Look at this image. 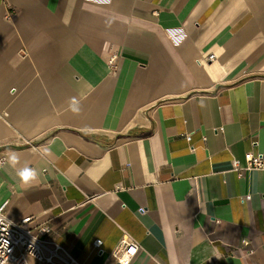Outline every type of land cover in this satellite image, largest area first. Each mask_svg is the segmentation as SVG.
Listing matches in <instances>:
<instances>
[{
	"label": "crops",
	"instance_id": "1",
	"mask_svg": "<svg viewBox=\"0 0 264 264\" xmlns=\"http://www.w3.org/2000/svg\"><path fill=\"white\" fill-rule=\"evenodd\" d=\"M246 153L264 159V0H0L10 220L84 264H114L124 237L131 264H264V171L232 164Z\"/></svg>",
	"mask_w": 264,
	"mask_h": 264
},
{
	"label": "built area",
	"instance_id": "2",
	"mask_svg": "<svg viewBox=\"0 0 264 264\" xmlns=\"http://www.w3.org/2000/svg\"><path fill=\"white\" fill-rule=\"evenodd\" d=\"M212 58L213 55L208 57ZM114 61L115 56H112L109 64L113 66ZM186 140L190 142L191 137L187 136ZM244 161V166H240L238 160L232 162L239 175L250 170L264 171V159L261 155L246 153ZM6 205L7 202L0 204V217L3 218L0 220V264H84L60 244L50 242L48 235L51 228L48 225L29 227L30 218H24L20 222L10 220L5 214ZM243 243L246 244V240ZM92 246L100 252L102 240L94 239ZM130 247L136 248L135 255L140 250V245L135 240L124 237L119 241L117 248L112 252L114 264H119Z\"/></svg>",
	"mask_w": 264,
	"mask_h": 264
},
{
	"label": "clouds",
	"instance_id": "3",
	"mask_svg": "<svg viewBox=\"0 0 264 264\" xmlns=\"http://www.w3.org/2000/svg\"><path fill=\"white\" fill-rule=\"evenodd\" d=\"M104 2H109V0H104ZM170 32H182V29H175V30H169ZM185 38L184 35L181 36L180 40H174V43L176 46H179V44L182 42V40ZM69 110L73 114H79L81 111L80 108V101L76 99L75 97L72 98L71 103L69 105ZM51 153V148H45L44 152L41 154L42 157L47 156ZM19 157L15 152H10L6 158V166L10 168H15V165L18 163ZM0 167H5V165H0ZM16 177L18 180L25 186V187H31L34 183L39 182L42 170H39L34 167H28L25 166L22 169H19L15 172ZM2 187V185H0ZM0 220H3L2 217H0ZM7 242H5V245ZM136 248L130 247L127 251V254L123 256V258L119 261V264H131V260L133 256L135 255Z\"/></svg>",
	"mask_w": 264,
	"mask_h": 264
}]
</instances>
